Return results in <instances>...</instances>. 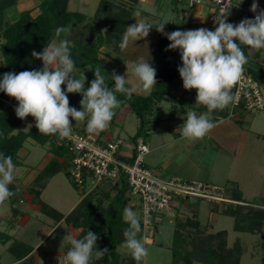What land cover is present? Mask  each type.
Segmentation results:
<instances>
[{"label":"rangeland","instance_id":"rangeland-1","mask_svg":"<svg viewBox=\"0 0 264 264\" xmlns=\"http://www.w3.org/2000/svg\"><path fill=\"white\" fill-rule=\"evenodd\" d=\"M1 1L2 3L0 4L4 8L2 21L5 24L6 22L17 20L26 11H30L32 16L41 13L44 0ZM234 1L237 2V5L240 3V0ZM78 3L77 0H69V11L87 15L94 22L93 26L101 27L98 31V35H100L103 27L106 28L107 16L111 14L109 5L114 3V1L98 0L95 5L87 4L86 2L80 4L79 1ZM186 4L185 1L178 4L175 0H161L157 1L155 5L154 2H146L143 7L140 6L144 11L139 20L147 19L153 23L170 21L165 26L178 25V30H188L183 25L187 23L186 16L184 17L181 12V9L186 7ZM119 5L123 6V3ZM201 5L206 6L207 1H204ZM262 7L264 8V6ZM83 9L87 10L84 12L82 11ZM207 11L209 15L208 8ZM236 13H238L237 16ZM229 18H231V22ZM245 18L248 17H243L240 10L233 7L228 20L230 23L236 24ZM133 23L135 22H130L129 25ZM2 27L3 24L0 25V29ZM158 36V32L153 27L148 37L129 43L128 53L122 52L120 48L119 50H115L114 47L109 48V44L106 43L98 51V58L103 63L105 70L111 71V73L115 71L119 75L126 74V87L133 86L142 89L140 82L132 71V63L141 60H153V47L158 41ZM96 38L97 34L92 41H95ZM53 42L58 43L59 41L56 39ZM243 47L248 48L246 46ZM175 51L177 54L175 58H178L179 50ZM261 51L264 52V50ZM246 65L257 71L255 64L248 62ZM89 69L91 68L77 69L76 77L81 78L84 73L87 82L94 75L93 71ZM181 88V79L178 73L177 77L168 86L166 96H179ZM262 91L264 93V86ZM140 95L144 96L145 93H140ZM171 105L172 103L164 100L158 106L157 116L162 120V124L155 129L156 131L154 130L148 136L142 138L148 147L151 146L152 140L161 141L160 139L162 138L166 141V136H171L169 126H172V124H180L183 127L187 115L181 114L180 121L172 120L169 117L172 112ZM121 108L120 106V108L115 110V115L110 123L111 127H113L111 131L114 129L119 135L117 138L123 142L120 152L129 154L133 145L131 137L135 134L138 121L130 110L126 112ZM224 111L229 113L230 105ZM237 120L241 122H237ZM72 123L74 128H87L84 122L73 121ZM228 124L233 126L232 129H229ZM29 125L33 126L31 116L21 120L20 126L14 133L27 132L31 128ZM217 128H221L219 132L226 136L224 144L221 147L219 146V148L217 144L210 140L212 138L208 135L204 139L198 140L202 146V158L201 161L200 159L198 160L201 164L199 176L187 181H197L221 187L224 189V196L227 198H232L233 193L236 192L240 195L244 204L253 205L258 203V207L264 208V112L255 114L239 112L236 116L219 122L214 131ZM48 147V145H39L29 138L25 140L17 154L20 166H16L14 183L16 193L9 201L0 205V232L6 234L9 238L13 236L17 243L22 244L20 248L22 246V248L33 249L31 256L34 259L32 263L28 264H43L44 258L47 256L66 257V252L71 246L68 238L70 236L75 238L78 234V230H73L70 226H67L64 219L57 223L56 220L44 214L40 210V206L32 200L34 195L30 191V186L34 178L52 158ZM147 158L148 155L145 156V161ZM56 160L62 163L59 159ZM68 161L63 159L59 174L48 181L39 198L44 204L55 209L64 218L77 205L82 196L92 190L94 186L93 180L86 178L82 190L74 187L72 180L66 174L71 170ZM98 186L103 192L109 191L110 196L116 194L117 189L112 187L113 185L111 184H100ZM128 195L130 201L127 203L126 208H132L141 219L138 198L132 196L129 191ZM230 204L235 203L214 204L203 200L190 199L186 204L178 206V208H171L168 212L160 215L159 220L150 233L144 234L141 231L138 235V238L143 240L149 250V255L141 264H172L173 232L176 228H179L181 235L186 237L189 232L195 230L193 226L188 225L189 222L197 223L199 231L205 235L225 230L227 232V246L232 247L235 242L240 246L239 264H264V225L255 234L234 231L233 219L221 214L223 207ZM14 211L18 212V214L16 215ZM21 215L22 217H20ZM177 222L182 225L187 223L186 227L180 228ZM48 233H51V235H47ZM11 241L12 239L4 244L0 243V264H26L25 262H16V258L10 254L8 247ZM23 245L25 246L23 247ZM118 252L122 257L121 263L129 264L128 256L130 253L128 250L121 246L118 248ZM193 264L200 263L195 261Z\"/></svg>","mask_w":264,"mask_h":264},{"label":"clouds","instance_id":"clouds-1","mask_svg":"<svg viewBox=\"0 0 264 264\" xmlns=\"http://www.w3.org/2000/svg\"><path fill=\"white\" fill-rule=\"evenodd\" d=\"M219 2L221 9L214 16V30L198 28L166 33L165 25L170 21L153 23L140 19L126 27L119 44L120 50L126 51L130 42L145 39L155 27L156 32L165 35L169 41L168 50H179L181 66L177 71L182 87L185 90L194 89L195 103L206 108L199 114L189 111L183 123L182 137L193 142L204 139L216 127L214 111L224 110L232 102V89L242 79L248 63L243 46L264 49V10H259L257 0H253L250 7L254 17L242 19L236 24L227 22L228 17L231 9L238 7L243 0L238 5L232 4L231 0ZM141 11L137 8L132 16L141 17ZM102 31L107 32V29ZM55 36L58 43L49 42L42 51L33 50L31 53L33 58L42 61V67L4 73L0 78V92L17 102L14 109L16 117L25 120L31 116L42 135L71 139L73 121H87L88 130L96 134L106 131L115 110L122 103L117 94L131 99L137 88L126 87V74L119 75L113 71L106 78L100 68L93 70L94 79L85 87L84 73L81 78L75 75L77 68L71 54L75 41L71 39V30L57 28ZM132 71L143 92L151 94L157 80L156 69L149 60L133 62ZM109 79L114 81L112 87L108 86ZM69 94L81 95L79 110L70 106ZM15 179L16 165L12 157L0 152V205L15 195L10 189ZM123 219L128 227L123 231L125 239L122 247L128 250L136 264H141L149 255V250L138 238L141 232L140 217L132 208H125ZM68 239L71 245L66 252L68 264H92L93 259L100 260L109 251L107 248L97 250L98 236L92 231H87L81 239L71 236Z\"/></svg>","mask_w":264,"mask_h":264},{"label":"trees","instance_id":"trees-1","mask_svg":"<svg viewBox=\"0 0 264 264\" xmlns=\"http://www.w3.org/2000/svg\"><path fill=\"white\" fill-rule=\"evenodd\" d=\"M126 1L125 3H127L128 7L125 3H123V6L119 5L121 4L120 2H114L109 5L111 14L107 16L106 28L103 27L102 29H107V32L102 31L98 35L101 27L96 26L97 30L93 35L94 37L97 34L95 41H92V37L83 47L71 49L72 58L77 69L90 67L93 71L96 68H100L106 78L108 74H111V71L104 69L103 63L98 58V51L106 43L109 44V48L114 47L115 50H119L120 39H122L126 27L130 23L132 12L137 3V0ZM246 1L248 0L244 2ZM3 9V5L0 4V25L3 24L0 29V78L6 72L19 73L42 67V61L33 58L31 53L33 50L36 52L42 51L47 43L56 40L52 23L56 24L57 28L70 29L72 28V23L83 24L85 21L90 20L84 15L70 12L68 10V0H44L41 13L32 16L30 11H26L17 20L6 22L5 24L2 21V18H4L2 16ZM91 22L94 24L93 21ZM183 25L188 29L204 28L202 24L186 23ZM212 28L214 29V27ZM212 28L210 29L213 30ZM176 30H178V25L165 26L166 33ZM158 34V41L153 47V65L156 69L157 85L152 93L144 96L133 94L131 99H126L124 96L117 94L118 99L122 101L121 107L128 108L138 121L135 134L131 137L132 143L148 136L149 133L158 127L160 118L156 112L158 105L162 101L167 100L170 103H176L181 100V98L175 99L172 96H166L168 85L177 77V68L181 64L175 58L177 56L176 51L168 50L169 41L166 36ZM262 71L260 69L255 71V69L245 66V73L251 75L263 88L264 70ZM93 79L94 75L85 82V87ZM113 82L109 79L108 86L112 87ZM234 89L235 86L232 89V95ZM68 99L70 106L77 110L80 109L81 95L69 94ZM16 106L17 102L13 98L0 92V152L10 155L14 164L20 166L17 154L25 140L29 138L39 145H48V151L52 154V158L34 178L30 186V191L34 195L33 202L40 206V210L44 214L56 220L57 223L64 219L67 226H70L73 230H78L76 239L83 238L87 231H92L98 236L97 250L107 248L109 251L100 260L93 259L92 264H122V257L118 252V248L122 246L125 239L123 231L128 225L124 222L123 215L124 209L130 201L126 178L121 176L113 184L112 187L117 189L114 196H110L109 191L103 192L98 188L99 186H96L83 195L77 205L64 218L59 212L44 204L39 198L48 181L59 174L63 159L69 160L70 155L67 149L57 144L58 136L40 134L35 127L33 118V126L27 132L14 133L21 124V120L15 115L14 109ZM194 108L198 113L206 111V108L199 104ZM240 112L245 113L241 110ZM228 114L227 112L216 110L214 111V121L217 122L220 118H228ZM84 123L87 125V121ZM56 159H59L62 163ZM122 159L126 162L131 161L129 158ZM66 174L71 179L69 172ZM73 186L75 187L74 183ZM10 189L16 193L14 184L10 185ZM230 199L235 204L225 205L221 210V214L233 219L234 231L250 234L259 232L264 225V208L258 207V203L253 205L244 204V201L241 200L240 195L236 192L233 193ZM189 200L188 198L184 200L178 199L172 208H178V206L186 204ZM14 213L18 214L15 211ZM159 218H157V221ZM177 224L180 228H185L187 223L182 225L177 222ZM188 225L193 226L195 230L189 232L186 237L181 235L179 228H176L173 232L172 264H193L195 261L200 264H239L240 246L237 242L232 247L227 246V232L225 230L205 235L199 231L197 223L189 222ZM10 239L12 241L8 250L16 258V262L32 263L34 259L31 256L32 248L24 247L25 245H23L24 248L22 246L20 248L22 244L17 243L13 236L9 238L6 234L0 232V243L4 244ZM128 262L129 264H136L131 255L128 256Z\"/></svg>","mask_w":264,"mask_h":264},{"label":"built area","instance_id":"built-area-1","mask_svg":"<svg viewBox=\"0 0 264 264\" xmlns=\"http://www.w3.org/2000/svg\"><path fill=\"white\" fill-rule=\"evenodd\" d=\"M175 1L178 4L185 1L187 8L201 5L207 1L209 23L215 28L214 16L219 14L221 9L219 0ZM222 2H226V0H222ZM231 2L234 4L233 0ZM252 2L253 0H248L241 6L234 7L240 10L243 17L252 19L255 15L250 11ZM258 6L259 10H264L259 3ZM262 89L251 75L244 72L242 79L235 86L228 118L234 117L240 110L247 114L264 112ZM109 127L99 134L90 132L85 127H73L72 138L60 139L57 137V144L67 149L70 155L68 163L71 166L69 175L75 187L80 190H82L86 178L93 180V188L100 184H115L121 176L126 178L130 194L138 198L141 211V231L144 234L152 231L157 218L175 206L178 199H199L214 204L234 202L224 196L223 188L215 185L185 181L177 177L161 179L155 176L145 166V156L149 153V147L142 139L133 143L128 157L131 161L126 162L122 158L127 157L120 152L122 140L104 138ZM43 264H68V261L64 256H47L44 258Z\"/></svg>","mask_w":264,"mask_h":264},{"label":"crops","instance_id":"crops-1","mask_svg":"<svg viewBox=\"0 0 264 264\" xmlns=\"http://www.w3.org/2000/svg\"><path fill=\"white\" fill-rule=\"evenodd\" d=\"M78 1L80 2V4L82 2H84V3L86 2L87 4L91 3L93 5H95L98 2V0H77V3H78ZM113 1L115 3L127 2L126 0H113ZM157 1H161V0H137V3L135 4L134 10H136L137 8H140V6L143 7L146 2L147 3L154 2V5H155L157 3ZM243 1H245V0H243ZM257 1L259 4L261 3V5L264 4V0H257ZM125 4L127 5V3H125ZM234 4L237 5V2L234 1ZM68 5H69V0H68ZM262 6H264V5H262ZM127 7H128V5H127ZM142 7L140 8L142 10L141 14L144 11L142 9ZM195 7L189 8L190 9L189 11H188V8H186V7L181 9L182 15L184 17L186 16L185 18L187 20V24H202V25H204V28H207V29L212 28L210 23H209V19H208L207 7L205 5L204 6L196 5ZM92 8H93V6H92ZM68 10H69V8H68ZM85 10H87V9H83L82 11L85 12ZM81 15H84V14H81ZM237 15H238V13H236V16ZM84 16L87 17V15H84ZM139 18L140 17L134 18L133 16H131L130 22L139 21ZM229 19L231 22V18H229ZM88 21L91 22L90 20H88ZM85 22H87V21H85ZM91 25H93L92 22H91ZM96 30H97V27H96ZM188 30H190V29H188ZM107 50H109V49H107ZM261 50H264V49L256 50V49L244 48V52L248 58V62L255 64L257 69H260L262 71V70H264V52H262ZM123 52L128 53L129 52L128 48L126 51H123ZM177 59L179 60V62L181 64L180 55H178ZM149 62L154 67L153 60L150 59ZM181 86H182V80H181ZM131 87H133V86H131ZM135 93L140 95V93H143V91H142V89L137 88V91L134 92L133 94H135ZM179 93H180L179 96L172 95V97H174L175 99L181 98V100L179 102L172 103V105L170 107V108H172V110H171L172 112L169 116L170 118H172V120L175 119L176 121L181 120V118H180L181 114L186 116L189 111H196L194 107L197 105V103H195L196 102V99H195L196 98V91L194 89L193 90H185L182 87L181 92L179 91ZM145 95H147V94H145ZM121 109H123V111H126V112L129 111L126 107H122ZM219 111L225 112L224 110H219ZM226 119H228V118H225V119L220 118L216 122V125L219 122H221L222 120L226 121ZM237 122H241V121L237 120ZM161 124H162V120L160 119V123L158 126H160ZM228 127H229V129H232L233 126H231V124H228ZM111 128H113V127H111V124H110L109 130L105 133V136H104V138H106L107 140H111V139L117 138L119 136L118 133L114 129H112V131H111ZM219 129H221V128H217L215 131H214V129H212V132H210L208 134V136H210L212 138L210 140H212L213 143L217 144L218 147L219 146L221 147L226 140V136H224V134L220 133ZM169 130H171V136H169V137L166 136V141L163 140L162 138L160 139L161 141H156V140L151 141V146L149 147L148 158L145 161V166L155 176H157L161 179H169V178L177 177V178H180L182 180L187 181L191 178L198 177L199 171H200V166H201L200 161L202 158L201 142H199L198 140L193 142V141H189V140L183 138L181 135L182 125H180V124H176V125L172 124V126H169ZM157 153H158V155H157ZM215 154H217V153H215ZM122 155L128 158L130 153L129 154L122 153ZM199 159H200V161H198ZM170 162L172 163V168H171ZM111 185H113V184H111ZM20 217H22V215Z\"/></svg>","mask_w":264,"mask_h":264},{"label":"water","instance_id":"water-1","mask_svg":"<svg viewBox=\"0 0 264 264\" xmlns=\"http://www.w3.org/2000/svg\"><path fill=\"white\" fill-rule=\"evenodd\" d=\"M52 27L56 33V24L52 23ZM70 30L72 33L71 39L75 41V47L72 49H78L89 42L96 32V27L91 25V22L87 21L83 24L72 23V28H70Z\"/></svg>","mask_w":264,"mask_h":264}]
</instances>
